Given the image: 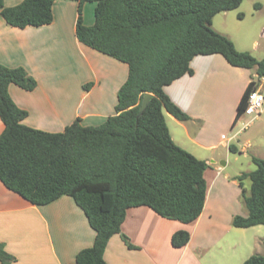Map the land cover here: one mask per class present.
Returning <instances> with one entry per match:
<instances>
[{"label": "trees", "instance_id": "obj_1", "mask_svg": "<svg viewBox=\"0 0 264 264\" xmlns=\"http://www.w3.org/2000/svg\"><path fill=\"white\" fill-rule=\"evenodd\" d=\"M55 0H21L5 6L0 15L23 28L49 24ZM75 34L84 45L128 66L117 91L115 113L98 125L76 118L61 132L25 125L27 111L8 93L13 83L32 90L37 82L21 66L0 63V181L26 201L43 205L68 195L83 210L95 231L90 247L81 249L73 264H107L103 254L109 238L121 233L130 207L145 205L161 217L191 222L201 213L207 185L204 160L178 146L171 138L163 111L179 121L189 119L165 93L164 87L192 73L196 55L221 54L236 67L254 69L264 77V57L236 49L225 34L212 28V18L237 8L242 0H77ZM85 2H94V22H83ZM253 78V76H251ZM250 80L238 104L236 119L252 89ZM144 93H151L143 111ZM255 168L236 176L245 216L234 215V227L264 225V159L251 157ZM244 180H249L248 189ZM189 240L186 230L170 238L174 247ZM15 257L0 243V262ZM241 264H264V253H254Z\"/></svg>", "mask_w": 264, "mask_h": 264}, {"label": "crops", "instance_id": "obj_2", "mask_svg": "<svg viewBox=\"0 0 264 264\" xmlns=\"http://www.w3.org/2000/svg\"><path fill=\"white\" fill-rule=\"evenodd\" d=\"M3 1L13 6L21 0ZM77 5V0H55L52 21L40 26L15 27L0 15V63L23 67L37 82L32 90L8 86L14 103L27 111L22 121L27 126L61 132L76 118L83 125H98L115 113L117 91L127 78L128 66L77 39ZM94 8V2L83 4L84 24L94 22ZM211 26L226 34L213 22ZM228 37L237 50H246ZM190 67L192 73L164 87L189 119L179 121L163 113L172 140L208 165L203 173L207 185L203 209L185 223L161 217L145 205L128 208L121 233L134 247H127L120 234L112 235L103 254L107 264H241L251 254L264 253L262 225L231 224L234 215L247 214L241 206L235 179L241 172L233 154L246 150L240 147L243 130L232 131L252 72L229 64L219 53L196 55ZM85 80L91 85L83 91ZM261 114L250 125L260 121ZM3 127L0 119V133ZM181 229L189 232V240L174 247L171 235ZM94 236L71 196L35 205L0 181V243L15 257L10 264H73Z\"/></svg>", "mask_w": 264, "mask_h": 264}, {"label": "rangeland", "instance_id": "obj_3", "mask_svg": "<svg viewBox=\"0 0 264 264\" xmlns=\"http://www.w3.org/2000/svg\"><path fill=\"white\" fill-rule=\"evenodd\" d=\"M212 22L216 29L224 31L226 36L232 37L239 47H244L246 49L244 51L250 52L257 59L264 57V0H242L237 8L217 13L212 18ZM250 71L252 76L255 75L254 69H250ZM90 85L91 81L85 80L81 84V89L85 91ZM247 120L248 117L242 116L232 132L241 129ZM261 120L252 123L239 136L240 147L245 143H248L249 146L246 147L244 154L240 151L233 153L236 157L235 167L239 169L238 173L249 172L255 168L251 157L256 156L264 159V113L261 114ZM244 186L248 189L249 180H244ZM239 190L241 193L240 187ZM241 206L244 208L242 202ZM261 228L264 233V225Z\"/></svg>", "mask_w": 264, "mask_h": 264}, {"label": "built area", "instance_id": "obj_4", "mask_svg": "<svg viewBox=\"0 0 264 264\" xmlns=\"http://www.w3.org/2000/svg\"><path fill=\"white\" fill-rule=\"evenodd\" d=\"M251 81L253 82V87L245 97V106L238 118L240 119L242 116L248 117V120L243 123L241 130L246 129L253 119L264 112V77H259L255 74ZM247 146H249L248 143L243 144L244 149Z\"/></svg>", "mask_w": 264, "mask_h": 264}, {"label": "water", "instance_id": "obj_5", "mask_svg": "<svg viewBox=\"0 0 264 264\" xmlns=\"http://www.w3.org/2000/svg\"><path fill=\"white\" fill-rule=\"evenodd\" d=\"M152 97L151 93H144L142 96V100H141V104L139 107V114L143 111V109L145 108V106L147 105L148 101L150 100V98Z\"/></svg>", "mask_w": 264, "mask_h": 264}]
</instances>
